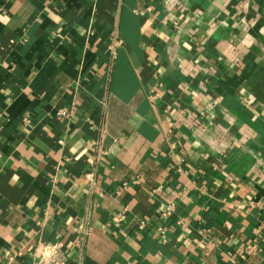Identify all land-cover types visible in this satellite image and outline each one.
<instances>
[{"label": "crops", "instance_id": "1", "mask_svg": "<svg viewBox=\"0 0 264 264\" xmlns=\"http://www.w3.org/2000/svg\"><path fill=\"white\" fill-rule=\"evenodd\" d=\"M0 264H264V0H0Z\"/></svg>", "mask_w": 264, "mask_h": 264}, {"label": "built area", "instance_id": "2", "mask_svg": "<svg viewBox=\"0 0 264 264\" xmlns=\"http://www.w3.org/2000/svg\"><path fill=\"white\" fill-rule=\"evenodd\" d=\"M59 113L62 114V115H66V111H63V110L60 111ZM141 226H143V225L141 224Z\"/></svg>", "mask_w": 264, "mask_h": 264}]
</instances>
